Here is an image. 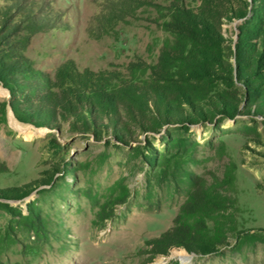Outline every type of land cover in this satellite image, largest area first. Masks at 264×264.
<instances>
[{"label":"rangeland","instance_id":"rangeland-1","mask_svg":"<svg viewBox=\"0 0 264 264\" xmlns=\"http://www.w3.org/2000/svg\"><path fill=\"white\" fill-rule=\"evenodd\" d=\"M174 2L195 11L202 5L0 0V264H186L182 257L189 264H264V243L237 247L234 237L208 255L183 249L159 255L149 244L174 226L191 188L186 173L211 181L232 165L236 181L228 189L241 209L239 230H264V110L247 106L241 85V114L211 116L188 131L179 118L159 132L145 131L121 104L116 120L130 129L131 137L120 132L128 144L116 140L113 121L94 109L86 108L91 126L81 130L69 123L75 114L66 120L59 106L66 98L58 86L70 75L82 90L114 88L135 80L134 73L148 81L172 40L164 23ZM231 2L235 10L247 4L251 16L250 0ZM246 19L221 21L225 45L234 47ZM121 187L126 202L95 224Z\"/></svg>","mask_w":264,"mask_h":264},{"label":"trees","instance_id":"trees-1","mask_svg":"<svg viewBox=\"0 0 264 264\" xmlns=\"http://www.w3.org/2000/svg\"><path fill=\"white\" fill-rule=\"evenodd\" d=\"M249 4L250 17H247V4L235 10L231 0H202L197 11L178 2L172 3L164 23L172 40L163 46L158 63L149 68L148 81L138 79L134 73L135 80L122 81L114 88L86 86L82 90L74 85L76 78L70 75L69 83L63 79L58 86L66 98L59 105L62 112L75 114L74 121L69 123L85 130L91 126L86 108L94 109L113 121L116 140L122 144L128 141L121 133L126 132L130 137L132 133L127 125H120L116 120L121 104L145 131L159 132L164 126L173 124L175 118H179L188 131L191 125L205 122L211 116L234 119L241 114L243 93L239 84L248 95L247 106H256L255 112L260 114L264 110V0H250ZM241 18L247 19L240 28L237 43L234 47L225 45L221 21ZM3 68L5 63L0 59V69ZM10 68L13 71L17 67ZM23 71L29 73L26 69ZM13 111L23 120L14 106ZM2 113L5 121V107ZM149 162L153 161L149 159ZM235 171L236 166L232 165L223 178L214 176L211 181L186 173L191 188L174 226L149 241L156 254L167 255L172 249L198 255L213 254L227 246L230 237L237 240V247L264 243V230L252 235L239 230L241 209L228 189L235 186ZM121 188L118 199L101 206L95 224L109 218L107 211L111 206L126 202L128 190Z\"/></svg>","mask_w":264,"mask_h":264},{"label":"bare ground","instance_id":"bare-ground-1","mask_svg":"<svg viewBox=\"0 0 264 264\" xmlns=\"http://www.w3.org/2000/svg\"><path fill=\"white\" fill-rule=\"evenodd\" d=\"M1 92V91H0ZM16 126V128H18L21 132H25L24 131V129L21 127V126H19V125H15ZM182 259H184V262L186 263V264H189L190 263V260L187 258V257H182Z\"/></svg>","mask_w":264,"mask_h":264}]
</instances>
